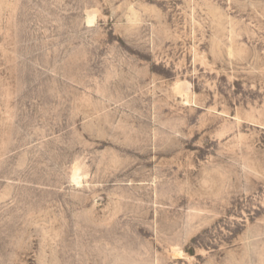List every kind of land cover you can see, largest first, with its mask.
I'll return each instance as SVG.
<instances>
[{
	"label": "rangeland",
	"instance_id": "rangeland-1",
	"mask_svg": "<svg viewBox=\"0 0 264 264\" xmlns=\"http://www.w3.org/2000/svg\"><path fill=\"white\" fill-rule=\"evenodd\" d=\"M0 264H264V0H0Z\"/></svg>",
	"mask_w": 264,
	"mask_h": 264
},
{
	"label": "bare ground",
	"instance_id": "bare-ground-1",
	"mask_svg": "<svg viewBox=\"0 0 264 264\" xmlns=\"http://www.w3.org/2000/svg\"><path fill=\"white\" fill-rule=\"evenodd\" d=\"M89 22H93V18L89 19ZM74 180L79 183V174L77 172L74 173Z\"/></svg>",
	"mask_w": 264,
	"mask_h": 264
}]
</instances>
